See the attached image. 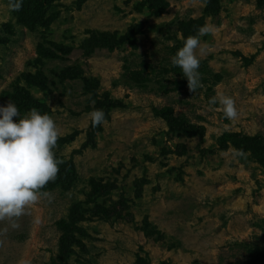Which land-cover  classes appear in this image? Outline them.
<instances>
[{
  "label": "rangeland",
  "instance_id": "obj_1",
  "mask_svg": "<svg viewBox=\"0 0 264 264\" xmlns=\"http://www.w3.org/2000/svg\"><path fill=\"white\" fill-rule=\"evenodd\" d=\"M258 1L22 0L21 17L0 0V105L5 91L36 100L63 161L24 215L0 221V264H264L248 253L264 248V153L220 140L264 141ZM204 26L192 92L172 58ZM221 94L236 119L209 103ZM164 106L181 123L155 115ZM73 213L83 230L62 244L57 223Z\"/></svg>",
  "mask_w": 264,
  "mask_h": 264
},
{
  "label": "clouds",
  "instance_id": "obj_2",
  "mask_svg": "<svg viewBox=\"0 0 264 264\" xmlns=\"http://www.w3.org/2000/svg\"><path fill=\"white\" fill-rule=\"evenodd\" d=\"M21 5L22 0H16L13 9L19 10ZM210 31L207 26L201 27L198 35L185 39L172 58L173 65L182 69L192 92L200 85V37ZM209 103H219L229 120L238 116L235 100L230 96L221 94ZM19 117L14 103L0 105V221L24 215L26 208L39 200L40 190L56 179L63 162L54 152L60 136L54 119L36 109ZM90 120L92 127L100 126L105 120L104 111L94 110Z\"/></svg>",
  "mask_w": 264,
  "mask_h": 264
},
{
  "label": "trees",
  "instance_id": "obj_3",
  "mask_svg": "<svg viewBox=\"0 0 264 264\" xmlns=\"http://www.w3.org/2000/svg\"><path fill=\"white\" fill-rule=\"evenodd\" d=\"M259 6L264 4V0H259ZM15 15L17 16H21V17H25V13H28V10L26 8V6L22 3L21 7L19 8V10H15L14 11ZM8 27L11 29L12 28V24L9 23ZM30 28L32 30L35 29V22L33 20H31L30 23ZM39 53L42 54L44 47L42 44L39 45ZM130 78L138 83L143 82L144 79H142L141 74L137 73V74H132L130 76ZM16 89V87L14 88ZM3 95L5 96L4 99L2 100V104L1 105H6L9 101L14 103L18 109L19 112L22 111H28L29 109H32L34 107V105L37 103L36 100H33L31 102H15V90L13 92H9V91H5L3 93ZM153 112L155 113V115L157 116H162L163 118H166L171 124H178L181 123V119L178 117L176 118L173 113H174V109L170 106H164L161 108H153ZM204 129V127L202 128ZM221 142L223 143H228L231 141H241V142H246L248 143V145H255V147H257V149L264 153V141L260 136H255V137H246L243 136L241 134L238 133H234V132H224L221 137H220ZM47 188H50L49 184L47 183L41 190H46ZM75 214L73 213L71 215V219L69 221L66 220H60L57 225L58 227L62 230V236H61V243L65 244L66 241L68 240L69 234L73 231H80L83 230V228H81L80 226H77L76 222H75ZM64 251H65V247H64ZM249 257L251 261L254 262H263L264 263V248L263 249H255V248H249ZM60 260L63 261V259L61 257H59Z\"/></svg>",
  "mask_w": 264,
  "mask_h": 264
}]
</instances>
